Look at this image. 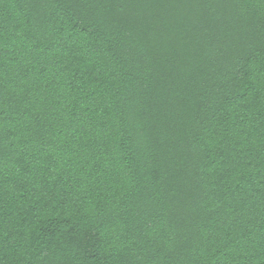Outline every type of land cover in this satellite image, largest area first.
<instances>
[{
    "label": "trees",
    "instance_id": "obj_1",
    "mask_svg": "<svg viewBox=\"0 0 264 264\" xmlns=\"http://www.w3.org/2000/svg\"><path fill=\"white\" fill-rule=\"evenodd\" d=\"M0 264H264V0H0Z\"/></svg>",
    "mask_w": 264,
    "mask_h": 264
}]
</instances>
